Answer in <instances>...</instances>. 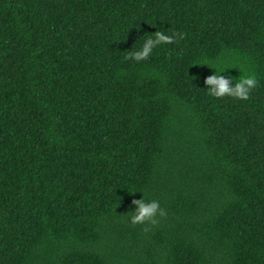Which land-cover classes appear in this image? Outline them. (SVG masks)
Returning a JSON list of instances; mask_svg holds the SVG:
<instances>
[{
  "label": "trees",
  "instance_id": "trees-1",
  "mask_svg": "<svg viewBox=\"0 0 264 264\" xmlns=\"http://www.w3.org/2000/svg\"><path fill=\"white\" fill-rule=\"evenodd\" d=\"M0 264H264V0H0Z\"/></svg>",
  "mask_w": 264,
  "mask_h": 264
},
{
  "label": "clouds",
  "instance_id": "clouds-1",
  "mask_svg": "<svg viewBox=\"0 0 264 264\" xmlns=\"http://www.w3.org/2000/svg\"><path fill=\"white\" fill-rule=\"evenodd\" d=\"M183 34H181L182 36ZM171 40L170 36L163 35L159 32L155 33L154 38H148L145 40L143 45V51H138L135 53L136 60H141L145 58L150 51V46L153 42H168ZM219 71H223L220 68ZM206 84L209 86L207 89L208 93L214 97L233 96L240 99H247L250 90L256 85V78L254 75H245L238 82H236L234 88H228V80L220 77L219 75H213L206 79ZM137 209L132 215V223H143L145 221L155 223L156 217L164 216L165 212L159 206V202L156 200H151L148 203L144 202L142 198L136 201Z\"/></svg>",
  "mask_w": 264,
  "mask_h": 264
}]
</instances>
